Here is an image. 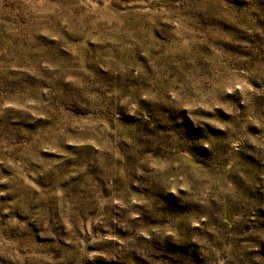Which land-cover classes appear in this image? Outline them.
I'll return each instance as SVG.
<instances>
[{
	"label": "rangeland",
	"instance_id": "rangeland-1",
	"mask_svg": "<svg viewBox=\"0 0 264 264\" xmlns=\"http://www.w3.org/2000/svg\"><path fill=\"white\" fill-rule=\"evenodd\" d=\"M0 264H264V0H0Z\"/></svg>",
	"mask_w": 264,
	"mask_h": 264
}]
</instances>
